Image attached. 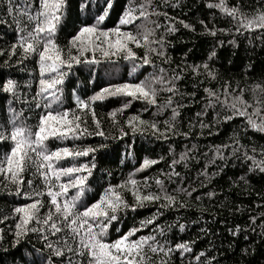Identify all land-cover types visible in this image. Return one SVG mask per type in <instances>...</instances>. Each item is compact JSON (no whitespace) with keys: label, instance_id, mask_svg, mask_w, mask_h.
Wrapping results in <instances>:
<instances>
[{"label":"snow or ice","instance_id":"1","mask_svg":"<svg viewBox=\"0 0 264 264\" xmlns=\"http://www.w3.org/2000/svg\"><path fill=\"white\" fill-rule=\"evenodd\" d=\"M178 6L179 0L171 4L173 8ZM167 7L169 0L161 3L157 0H78V11L74 14L70 0H0V25L14 31L12 42L0 48V56L5 53L7 56L2 63L20 65V71H27L29 76L22 82L28 91L22 92L20 79L7 73L0 75V94L7 99L6 119L0 121V192L23 201L13 202L11 211L0 215V224L9 222V226L0 227V264H220L216 256L209 254L214 247L211 241L209 249L197 252L195 239L173 240L169 236L175 229L185 231L186 225L179 217L171 224L159 219L167 210L189 207V198L197 192L191 182L184 184V178L176 170L177 165L187 168L188 162L195 159L190 152L196 145L180 152L178 157L169 145L173 158L168 163V171L161 169L138 179V173L151 169L164 157L146 155L138 159L134 155V143L124 139L134 140L137 135L165 141L175 136L190 137L196 126L193 121H189L187 131L179 127L178 117L184 105L174 98L186 95L180 91L179 82L189 72L194 79L203 77L209 83L219 78L211 63L216 57L215 47L202 63L185 62L183 67L176 68L162 66L171 64L168 36L178 30L176 24L195 31L193 25L161 11ZM205 7L231 18L227 29H217L215 25L209 28L200 20L208 35L233 30L242 35L244 31L251 33L256 29L264 35V4L260 0L250 10L239 0L233 5L227 0H205ZM160 16L164 17L163 22ZM222 43L217 41L218 45ZM120 60L130 65L128 80L108 83L91 95L78 91L77 81V87L66 95V82L80 68L94 72L96 65L116 64ZM26 61H32L34 66L29 68ZM146 66L152 71H145L142 78L135 75ZM261 77L264 78V69ZM248 88L251 99L245 98V89L239 81L224 80L219 87H204V105L196 116L203 117L211 109L216 124L243 118L241 131L264 134V82L253 81ZM162 93L167 95L161 97ZM187 95L195 96V93ZM109 97H120L123 102L106 113L110 124L106 128L105 114H98L96 105ZM21 101L24 108H15ZM133 101L141 102V110L124 117ZM150 109L151 118L144 119L141 112ZM25 110L29 116L23 115ZM166 111L170 114L165 119H156ZM196 123L201 129L198 135L204 129H209L211 134L212 122L199 119ZM86 137H100L101 141L83 143ZM69 140L72 143L66 144ZM229 140L230 143L214 146V155L208 163L215 164L217 160L221 163L213 176L230 159L241 164L249 162L248 173H264V145L257 148L242 144L236 131ZM109 141H124L122 152L119 144L111 149L122 164L127 159H138V164L118 183L111 181L113 173L109 169L100 168L103 174L95 176L97 154L109 149ZM197 175L204 177L200 187H205V181H210L207 165ZM90 177L100 189L91 200L88 199L93 191ZM37 178L39 183L35 182ZM241 181L245 185L249 183L246 175L237 177L233 183ZM170 184H175L171 190ZM216 195L215 191L204 193L209 199ZM194 199L200 201L202 197L196 195ZM149 205L156 210L138 221L134 218L132 226L126 229L120 227L129 212ZM257 206L264 207V203ZM236 211L241 208L237 206ZM259 215L264 216V212ZM249 219L254 223L256 217ZM261 228L264 235V223ZM200 231L208 232L204 228ZM241 231L248 229H241L240 225L229 229L233 237ZM244 239H248L247 235ZM229 248L233 245L229 244ZM248 254L249 248L240 249L241 258Z\"/></svg>","mask_w":264,"mask_h":264},{"label":"trees","instance_id":"2","mask_svg":"<svg viewBox=\"0 0 264 264\" xmlns=\"http://www.w3.org/2000/svg\"><path fill=\"white\" fill-rule=\"evenodd\" d=\"M161 2L162 0H157V3ZM175 2L176 0H169V7L162 8L161 11H167L170 17H176L178 20H184L193 25L195 31L185 29L179 23L176 24L178 30L168 36L171 44L167 48V52L171 57V64H164L162 66L165 68H176L177 65L183 67L185 62L187 64L202 63L207 58L208 52L215 47L216 57L211 63L219 72V78L209 83L203 77L194 79L191 72H189L186 74V78L179 82L180 91L186 93L183 98L179 96L174 98L184 105L180 109L181 115L178 117L179 127L181 131H187L189 121H193L196 126L192 128L190 137L175 136L170 137L167 141L156 140L154 137L148 135H137L134 140H131L129 137L124 138L134 143V155L138 159H142L146 155L151 158L164 157V160L153 165L151 169L138 173L137 178L140 179L143 176L152 175L161 169L168 171V163L173 158L172 154L168 151L169 145H171L173 152L178 157L180 152L192 149V145L195 144V149H192L190 152V155L195 157V159L188 162L187 168L183 164L177 165L176 170L184 178V184L187 185L191 182V185L197 188V192L193 194L192 198H189V207L165 211L164 215L159 218L160 222L171 224L179 217L180 222L186 225L185 231L181 233L178 229H175L172 233H169V236L173 240L195 239L194 249L197 252L209 249V241H211L214 247H211L209 254L216 256L220 264H240L241 259L243 260V264H264V235L261 234V224L264 223V216L259 215L261 212H264V207L257 206L264 203V173H248L247 163L249 162L241 164L235 159H230L223 170L213 176L212 173L217 170L216 166L221 162L217 160L215 164L208 163L214 155V146L230 143L229 137L234 131L239 133L242 144L255 145L257 148L260 145H264V134L252 130H248L247 132L241 131L243 118H234L226 123L216 124L213 120L211 109L203 117L198 118L196 116V113L201 111L204 105L203 97L205 93L203 88L219 87L224 80L239 81L240 87L245 89V98L251 99V92L248 86L253 81L264 82V78L261 77V69H264V35H261V30L259 29L253 30L251 33L244 31L242 35L236 33L234 30L229 32L217 31L215 36L208 35L199 23L200 20H204L209 28L215 25L217 29H227L231 25V18L222 15L216 9L206 8L205 0H179L178 7H171V4ZM227 2L229 5H233L237 3V0H227ZM260 2L264 4V0H260ZM70 3L72 11L75 14L78 11V0H70ZM239 3L248 10L256 7V0H239ZM159 20L163 22L164 17L160 16ZM108 24L111 26V20L108 21ZM0 36H3V39H0V48H6L12 42L14 31L7 28L6 25H0ZM61 36L63 38V33ZM217 41H223L222 45H218ZM6 58V53L0 56V75L7 73L13 78L20 79L22 92H27L28 90L23 88L22 82L29 78L28 72H21V66L15 65L12 62H10L11 66H4L2 61ZM12 60L14 61L15 57ZM25 63L29 68L34 66L32 61H26ZM129 69L130 65L123 60H120L116 64L105 62L96 65L94 72H91L87 68H80L71 78V81L66 82L68 83L66 95L73 87H77V81L79 82L78 91L91 95L108 83H118L128 80ZM145 71L151 72L152 68L146 66V68L140 69L135 75L142 78ZM89 80L92 83H89ZM199 80H203V83H199ZM194 84H196V87H193ZM34 91L35 83L33 84ZM187 93H195V96L187 95ZM166 95V93H162L161 97H165ZM122 102L123 100L120 97H109L103 102H97V113L105 114L104 126L106 128L110 127L106 113L114 108H118ZM69 104H71L70 99ZM14 107L17 109L24 108L23 101L15 104ZM141 108V102L133 101L129 108L125 110L124 117L130 113L140 111ZM6 110L7 99L4 95L0 94V121L6 119ZM151 111L150 109L148 112H141L142 117L150 119ZM169 114L166 111L163 115H158L156 119L162 121ZM23 115L29 116L30 113L25 110ZM199 119H203L205 123L212 122L214 124V127L211 128V134H209V129H204L203 134L198 135L201 129L196 122ZM122 121L123 117H121ZM100 141V137H86L82 142L96 144ZM80 142L77 141V143ZM65 143L71 144L72 141H65ZM107 143L110 145L109 149L101 150L97 154L98 169L95 172V176L100 177L103 174L99 170L100 168L109 169L113 173L111 181L118 183L138 164V159H127L122 164L111 149H114L119 144L122 152L124 141L114 143L109 141ZM82 159L86 160L87 158ZM205 165H207L210 181H205L206 186L200 187V182L204 180V177L197 174L205 170ZM242 175L247 176L249 183L245 185L241 181L238 184H234L233 181ZM89 179L93 184V191L88 194V199L91 200L100 189L96 186L95 180L91 177ZM35 182L39 183V179L37 178ZM179 182V179H177V183ZM168 187L171 190L175 187V184H170ZM207 191H215L217 195L209 199L207 196H204V193ZM196 195H200L202 199L196 201L194 199ZM13 202L22 203L23 201L19 197L8 196L6 193L0 192V215L11 211L10 205ZM237 206L241 208V211H236ZM155 210L154 206L149 205L137 210V212H129L123 217L120 227L126 229L132 226L134 218L138 221ZM250 216L256 217L254 223L249 219ZM236 225H240L241 229L247 228L248 231H241L237 237H233L230 235L229 229L234 228ZM7 226H9L8 221L0 224V227ZM202 228L207 229L208 232L206 234L202 233L200 231ZM144 231L147 232V229ZM245 235L248 237L247 240L244 239ZM197 236H199V239H196ZM229 244H232L233 248H229ZM245 247L249 248V254L241 258L240 249ZM252 248H255L254 253L252 252Z\"/></svg>","mask_w":264,"mask_h":264}]
</instances>
